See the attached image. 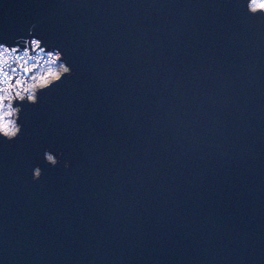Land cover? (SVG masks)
<instances>
[{
    "label": "water",
    "instance_id": "water-1",
    "mask_svg": "<svg viewBox=\"0 0 264 264\" xmlns=\"http://www.w3.org/2000/svg\"><path fill=\"white\" fill-rule=\"evenodd\" d=\"M33 38L70 73L0 137V264H264V12L0 0Z\"/></svg>",
    "mask_w": 264,
    "mask_h": 264
},
{
    "label": "clouds",
    "instance_id": "clouds-1",
    "mask_svg": "<svg viewBox=\"0 0 264 264\" xmlns=\"http://www.w3.org/2000/svg\"><path fill=\"white\" fill-rule=\"evenodd\" d=\"M249 10L254 14L264 12V0H249ZM23 43L25 47L22 54L18 46L0 43V137L8 141L17 139L22 132V125L19 121L23 104L38 102V93L43 91L38 87V81L47 79L48 84L44 85V88L48 89L58 83L65 74L70 73V69L66 65L59 64L55 74L46 72L42 77L34 74L40 67V61L43 58L38 55L33 56L31 52L39 53L45 49L39 39L24 40ZM29 43L31 48L27 46ZM48 57V60H44L45 64L51 62L57 65L62 59L59 53L53 55L49 52ZM30 61H36V63H30ZM44 159L47 164L53 167L60 162L58 155L48 149L44 151ZM67 166L68 162H65V167ZM41 176L42 169L38 166L35 167L33 178L38 180Z\"/></svg>",
    "mask_w": 264,
    "mask_h": 264
},
{
    "label": "rangeland",
    "instance_id": "rangeland-1",
    "mask_svg": "<svg viewBox=\"0 0 264 264\" xmlns=\"http://www.w3.org/2000/svg\"><path fill=\"white\" fill-rule=\"evenodd\" d=\"M20 50H21V54H22L23 48H20ZM31 55H33V56H37L38 55V56L43 58V60L40 61V67L37 68L36 69V73H34V74H37L38 76H41V77L46 72H51V73L55 74L58 71L59 64H63L61 61L58 62L57 65H54L51 62H49L48 64H45L44 60H48L49 57H48V54H46L44 52H39V53L31 52ZM30 63H36V61H30ZM5 67L7 68V65H5ZM47 82H48L47 79H40L38 81V87L40 85H43V84L47 83Z\"/></svg>",
    "mask_w": 264,
    "mask_h": 264
},
{
    "label": "built area",
    "instance_id": "built-area-1",
    "mask_svg": "<svg viewBox=\"0 0 264 264\" xmlns=\"http://www.w3.org/2000/svg\"><path fill=\"white\" fill-rule=\"evenodd\" d=\"M44 53H46V54H48L49 52H51L53 55H55V53H58L57 51H52V50H50V51H43Z\"/></svg>",
    "mask_w": 264,
    "mask_h": 264
}]
</instances>
